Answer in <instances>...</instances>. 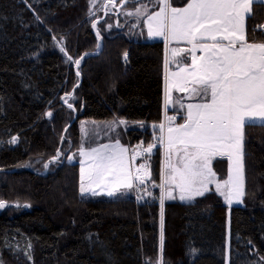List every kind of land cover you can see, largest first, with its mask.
Returning a JSON list of instances; mask_svg holds the SVG:
<instances>
[{
  "label": "trees",
  "instance_id": "obj_1",
  "mask_svg": "<svg viewBox=\"0 0 264 264\" xmlns=\"http://www.w3.org/2000/svg\"><path fill=\"white\" fill-rule=\"evenodd\" d=\"M102 2L0 0V264H264V123L243 128L240 202L228 205L215 189L191 201L161 198L159 189L133 195L146 179L161 180L165 75L191 56L166 66L174 44L147 37L160 0H127L95 31ZM144 6V15H128ZM252 13L247 40L264 43L254 30L264 28V4ZM97 33L105 41L78 71L69 57L97 48ZM174 96L184 107L167 112L180 124L187 98ZM117 141L142 146L143 182L119 198L81 193L79 150Z\"/></svg>",
  "mask_w": 264,
  "mask_h": 264
},
{
  "label": "snow or ice",
  "instance_id": "obj_2",
  "mask_svg": "<svg viewBox=\"0 0 264 264\" xmlns=\"http://www.w3.org/2000/svg\"><path fill=\"white\" fill-rule=\"evenodd\" d=\"M253 3L264 4V0H187L185 6L179 8L172 6L171 0H160V10L148 16L149 36L186 41L192 45L190 49H171V60L165 62L166 66L168 63L177 64L178 58L191 56V64L170 73L167 86L169 99L166 103L172 102L170 94L174 89L205 101L188 104L184 123L167 130L169 153L176 151L183 155L180 157L181 167L171 163L167 165L172 175L166 177L165 183L179 188L181 200L203 196L209 190L207 185L212 183L211 178L215 176L210 166L211 160L214 156L225 154L233 161L229 178L223 182L224 186L229 187L225 199L231 204L232 198L240 202L245 195L241 153L243 128L246 124L264 122V43H249L245 27L246 18H251L253 14ZM146 12L147 6H144L128 15L141 16ZM254 30L264 31V28ZM205 40L213 43H203ZM197 49L204 53L200 58L195 55ZM75 63L79 65L80 60ZM68 107L72 108V104H68ZM180 107H184L183 103ZM167 120L171 123L176 117L170 116ZM119 123L125 121L120 120ZM159 127L163 132L164 125ZM160 139L162 143L163 137ZM12 142H15V138ZM118 145L119 141L116 145L104 144L87 152L84 148L79 150L80 155L88 156L93 161V169L100 180L105 176L113 179L114 187L109 195L120 187H132V176L122 155L126 149L120 148L118 155L108 152V149ZM153 147L149 144L145 151L150 152ZM87 178L91 180V174ZM84 179V170L81 169V192L90 190L83 187ZM135 179L143 182L139 176ZM197 183L199 187L195 186ZM221 187L220 183L216 184L218 192ZM168 197L171 198L170 190ZM4 206V202H0V208Z\"/></svg>",
  "mask_w": 264,
  "mask_h": 264
},
{
  "label": "crops",
  "instance_id": "obj_3",
  "mask_svg": "<svg viewBox=\"0 0 264 264\" xmlns=\"http://www.w3.org/2000/svg\"><path fill=\"white\" fill-rule=\"evenodd\" d=\"M184 6L185 5L179 6V7H184ZM251 8H252V5H251ZM245 27H246V20H245ZM166 41H167V43H170L171 45L174 44V45L171 46V49L179 48V46L176 45V44L187 43L186 41H179V42L170 41V40H166ZM203 43L211 44L213 42L211 40H205V41H203ZM224 43H227V41H224ZM189 47L191 48L192 45L189 44ZM195 55L197 56V58H200L201 56L204 55V53L200 49H197ZM170 56H172V53H170ZM188 64H191V61ZM184 65L185 64L179 65L178 67L169 69L167 71L166 82H165L166 101L169 99V96H168V93H167V86H168L170 73L178 71L179 67H183ZM189 87H191V85H189ZM174 92H181V91L175 90V89L172 90V92L170 94V99H171L172 102L171 103H166L167 104L166 106H167L168 109L172 108L173 106H180V104L183 102L182 98L174 96ZM182 96L184 98H187V101L185 103V108L186 109H187V105L190 104V103L191 104H196V103L205 102L200 97L191 96V94L188 93V92H182ZM170 116H172V115L170 114L168 117H170ZM173 116H175V115H173ZM185 116H186V114H185ZM257 122H261V121H257ZM182 123H184V122H182ZM182 123H180V124H182ZM167 125L168 126H166V128L163 130L162 175L163 174L167 175L168 171H171V169L167 167V165L169 163L175 165V162L177 161V159H175L173 157V153L176 152V151H172L171 153H169V150H168V147H167V139H168V131L167 130H168L169 127H175L178 124L176 123V120H175V121H172L171 123L168 121ZM104 144L116 145L117 142H107V143H104ZM104 144H102V145H104ZM137 145H140V144H137ZM137 145H133L131 147H127L126 145H123V144L119 143V145L117 147L108 149V152L110 154H113V151L115 149H120V148L126 149V152L122 153V155H123L126 167H127V171L132 176V182L134 180H136L135 177L143 176L145 174V170H146V168H145V170H143L142 167H141L140 162H142V161L139 159V157H140L139 156L140 149L139 150L137 149ZM98 146H100V145H98ZM98 146H95L94 148H96ZM241 153H242V158H243L242 143H241ZM118 154H120L119 150L117 151L116 155H118ZM169 155L172 156L176 161L172 163L171 159L169 160ZM87 158H88L87 160L83 159L81 164H80V181H81V169L84 170L85 179L83 181L89 180L87 178L89 176V174H91V179L95 177V171L93 169V161L88 156H87ZM232 164H233V161H230L229 158H228V155H226V154L225 155L214 156L212 158V160H211V163H210L211 169L215 173V176L212 177L211 179H214L215 183H220L222 185V187H221L219 192L220 193H224L225 195L228 194L229 187L228 186H224L223 182L228 180V178H229V169H230V166H232ZM219 170H221L220 173H218ZM90 185H91V187H88V189H90V190L87 191L88 194H93V195L103 194L105 197H109V198H119V197L125 196V195L129 194L130 192H132V188L120 187L118 191H115L113 193V195H109L108 194L109 191H112V189L114 187V181L109 176H105L103 178V180H100L98 178V179H96V181H94ZM209 189H215L216 190V188L214 186L210 187ZM232 200H234L232 202L236 201L233 198H232Z\"/></svg>",
  "mask_w": 264,
  "mask_h": 264
},
{
  "label": "rangeland",
  "instance_id": "obj_4",
  "mask_svg": "<svg viewBox=\"0 0 264 264\" xmlns=\"http://www.w3.org/2000/svg\"><path fill=\"white\" fill-rule=\"evenodd\" d=\"M103 2H102V9L104 10V6H105V3H107L108 5L113 1V0H102ZM121 1V0H120ZM114 2L115 3H117V2H119V1H117V0H114ZM160 10V6L159 7H157L150 15H152L154 12H158ZM103 12V11H102ZM101 12V13H102ZM100 13H96V14H94L93 15V17H92V23L93 22H98V20H100L102 17H100V15H99ZM96 22V23H97ZM146 24H147V37H149V38H154V37H160V36H149V34H148V17H147V19H146ZM153 24H154V27H155V22H153ZM95 29H96V26L94 27ZM98 42L100 43V42H102V37L101 36H99L98 35ZM94 49H96V48H94ZM92 50V49H91ZM76 60H80V57L77 55V56H75V57H72L71 58V61H72V63H73V65H74V67L79 71V65H77L75 62H76ZM168 71V70H167ZM167 71H166V75H165V82H166V76H167ZM62 93H64L65 95V98H69V94L71 93V91H68V90H65V91H63ZM164 93H165V90H164ZM62 98V97H61ZM167 104H166V95H164V113H163V122H164V129L166 128V126H168L167 124H168V120H167V117L171 114L172 116L173 115H175V114H173V113H168L167 112V110H168V108H167V106H166ZM175 117H176V115H175ZM184 122V121H183ZM262 123H264V122H262ZM142 148V146L141 145H137V149L139 150V149H141ZM119 149H115L114 151H113V154L114 155H116L117 154V151H118ZM61 153H62V151L60 150V155H61ZM183 155V153L182 152H180V153H177V152H174L173 153V157L175 158V159H177V161L171 156V161H172V163L173 162H175V166L176 167H181L182 165L180 164V157ZM83 159L84 160H87L88 158H87V156H84L83 157ZM170 162V161H169ZM48 167H49V164H48ZM47 167V168H48ZM49 169V168H48ZM145 172H146V170H145ZM221 172V170H219L218 171V173H220ZM170 175H172V171H168V173H167V175H165V174H163L162 175V177H161V180L160 181H153V180H149V179H146V184L145 185H147V186H143V187H139L138 188V191L136 192V193H134L133 195L134 196H138V197H146V196H148V195H152V194H155V190L154 189H159V194H160V197L162 198L163 197V194H165V196H166V198L167 199H177V200H180V201H191V200H194L195 199V197H197V196H195V197H193L192 199H185V200H181L180 199V195H181V193H180V190H179V188H177L174 184H172V185H169V184H166L165 183V179H166V177H168V176H170ZM99 177H97L96 176V174H95V177L94 178H92L91 180H87V181H83V187L84 188H86V189H88V187H91V185L90 184H92L94 181H96V179H98ZM216 184L217 183H215V180L214 179H212V183H209L208 185H207V187H208V189L210 188V187H212V186H214L215 188H216ZM161 185H163V186H161ZM81 186H82V182H81V184H80V188H81ZM196 187H199V183H197L196 185H195ZM171 191V198H169L168 197V191ZM81 191V190H80ZM81 193H83V194H85V195H88V196H92V197H99V198H103V197H105L103 194H98V195H93V194H88L87 193V191H84V192H81ZM223 197H224V200L226 201V202H228L226 199H225V194L223 195ZM233 199H235V198H233ZM232 201H234V200H232ZM237 201H235V202H232L231 204H233V203H236ZM231 204H229L228 203V205H231ZM229 218H230V207H228V215H227V228H228V238H229Z\"/></svg>",
  "mask_w": 264,
  "mask_h": 264
},
{
  "label": "built area",
  "instance_id": "obj_5",
  "mask_svg": "<svg viewBox=\"0 0 264 264\" xmlns=\"http://www.w3.org/2000/svg\"><path fill=\"white\" fill-rule=\"evenodd\" d=\"M127 0H121V1H119V2H117V3H115V2H111L109 5L107 4V3H105V6H104V10H103V12L102 13H100L99 15H100V17H104L106 14H108V13H115V14H117V13H119L120 12V8H121V6L126 2ZM101 18V19H102ZM99 21V20H98ZM97 22V21H96ZM96 22H94V24L96 25ZM65 94L64 93H61V97H62V99L64 100V102H65V100H67V102H68V100H69V98H65V96H64ZM70 96H71V93H70ZM69 96V97H70ZM164 120V119H163ZM163 125H164V122H163ZM60 151H58V153H57V155H56V157L57 156H59L60 154ZM49 161L48 160H46L45 162H44V164H49L48 163ZM48 171V168H45L44 169V171L43 172H47Z\"/></svg>",
  "mask_w": 264,
  "mask_h": 264
},
{
  "label": "water",
  "instance_id": "obj_6",
  "mask_svg": "<svg viewBox=\"0 0 264 264\" xmlns=\"http://www.w3.org/2000/svg\"><path fill=\"white\" fill-rule=\"evenodd\" d=\"M93 24H94V22H93ZM95 31H96V29H95ZM99 36H101V35L99 34ZM101 37H102V42L99 43V45H98V47H97L96 49H92V50H89V51H87V52H85V53H83V54L78 55V56L80 57V64H81V62H82L84 56H86V55H88V54H90V53L97 52V51H99V50L101 49V47H102V45H103V43H104V41H105V37H104V36H101ZM79 74H80V76H81V69H80ZM76 87H77V85L73 88V90H74Z\"/></svg>",
  "mask_w": 264,
  "mask_h": 264
}]
</instances>
